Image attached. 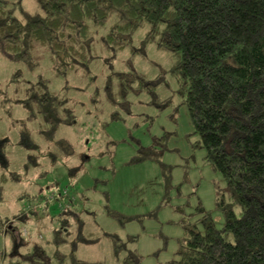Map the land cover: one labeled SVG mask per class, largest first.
<instances>
[{"label": "rangeland", "instance_id": "rangeland-1", "mask_svg": "<svg viewBox=\"0 0 264 264\" xmlns=\"http://www.w3.org/2000/svg\"><path fill=\"white\" fill-rule=\"evenodd\" d=\"M9 1L22 20L42 9L37 0ZM111 20L92 27V59L65 74L42 47L32 64L0 47V152L8 159L7 167L0 162L8 178L0 225L17 228L21 255L43 246L52 264H124L135 251L134 264H162L177 257L185 224L203 228L200 209L220 227L221 200L241 212L206 150L194 147L198 136L172 70L178 56L145 40L147 22L123 47L107 43ZM159 79L152 89L139 85ZM45 93L62 122L45 112ZM32 205L36 211L15 218ZM117 239L125 245L119 254ZM13 246L0 228V264H28Z\"/></svg>", "mask_w": 264, "mask_h": 264}, {"label": "trees", "instance_id": "trees-1", "mask_svg": "<svg viewBox=\"0 0 264 264\" xmlns=\"http://www.w3.org/2000/svg\"><path fill=\"white\" fill-rule=\"evenodd\" d=\"M37 2L42 9L25 12L22 20L9 0H0V47L12 59L32 64L34 52L42 47L57 72L65 74L92 59V27L109 19L103 36L107 43L123 47L130 42V32L147 22L145 40H155L178 56L172 70L179 76V92L198 136L194 147L206 150L205 158L223 175L241 212L221 200L224 223L220 227L210 212L200 209L203 228L185 224L177 257L162 264H264V0ZM160 82L139 85L152 89ZM124 89L125 95L129 87ZM48 95H44L45 112L53 123L62 122L58 105ZM0 162L8 166L4 152ZM6 180L1 172L0 202ZM33 207L20 210L15 218L24 219L36 211ZM43 207L46 210L47 205ZM0 228L14 239L13 256L28 264H52L43 246L26 255L18 253L16 248L22 244L15 241L17 228L3 224ZM120 240L115 242L117 254L125 247ZM123 263H140V256L129 251ZM11 264L18 263L11 260ZM74 264L93 263L76 259Z\"/></svg>", "mask_w": 264, "mask_h": 264}]
</instances>
